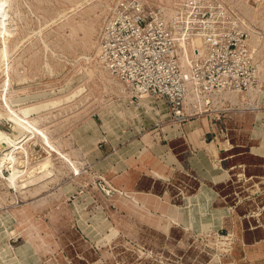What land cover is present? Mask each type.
Returning a JSON list of instances; mask_svg holds the SVG:
<instances>
[{"label": "rangeland", "instance_id": "rangeland-1", "mask_svg": "<svg viewBox=\"0 0 264 264\" xmlns=\"http://www.w3.org/2000/svg\"><path fill=\"white\" fill-rule=\"evenodd\" d=\"M117 1H5L0 129L12 131L6 88L35 97L20 107L64 100L44 126L80 174L54 156L51 177L23 190L0 179V264H264V0H203L247 34L257 82L248 93L200 96L182 124L162 99L145 106L101 68L98 38ZM139 1L171 16L183 0ZM34 141L28 136L27 155L14 154L19 170L47 157ZM204 147L213 163L198 176L186 162Z\"/></svg>", "mask_w": 264, "mask_h": 264}, {"label": "built area", "instance_id": "built-area-1", "mask_svg": "<svg viewBox=\"0 0 264 264\" xmlns=\"http://www.w3.org/2000/svg\"><path fill=\"white\" fill-rule=\"evenodd\" d=\"M229 24L220 4L203 0H183L171 16L139 0H118L98 38L97 58L136 99H162L171 121L182 124L200 96L248 93L257 82L247 34ZM197 37L201 47L190 48ZM191 97L197 101L189 106Z\"/></svg>", "mask_w": 264, "mask_h": 264}, {"label": "bare ground", "instance_id": "bare-ground-1", "mask_svg": "<svg viewBox=\"0 0 264 264\" xmlns=\"http://www.w3.org/2000/svg\"><path fill=\"white\" fill-rule=\"evenodd\" d=\"M5 1H0V26H1L0 35L2 33H4L2 35L3 36L2 38L4 39V42L6 43V40L9 39L8 38L9 34L7 33L8 28L6 29V26H4L7 24V22L5 24L3 21L7 15L5 12L6 8L3 9L4 5H5ZM6 33L8 35H5ZM14 34H15V32H14ZM200 40L201 39L198 37L193 38V40H192L193 45L198 46L199 42H201ZM180 46L183 49V51L187 50V44L185 42H182ZM199 47H200V44H199ZM97 54H98V52H97ZM0 56L2 58L6 56V47H4L0 50ZM99 62H97V63H99ZM100 65H101V68H103L108 74L113 76L102 64H100ZM93 66H94V64H93ZM97 70H99V69H97ZM8 72H10V71H7V73ZM113 77H115V76H113ZM107 81L111 84L113 83L114 85H116L118 87L120 86L122 91L126 95V97H130L129 95H127L128 93H126L125 88L122 85H120L119 82L116 83L115 80H111V79H108ZM8 85H9V83H8ZM111 89H112V86H111ZM8 91H9V89L6 88V92L4 94H2V97L4 100V105L7 109L5 112V115H7V117L12 121V124H11V130L12 131H11V133H9L6 131H2L0 129V146H3V145L6 146V148H3V153H1L2 155L0 156V179L1 178L6 179V181H8L10 186L15 188L16 191L23 190L24 188L29 187L30 185H33L36 182H41V181L51 177V174L53 171V166H54L52 157H54V156L58 157L61 161L64 162V164L69 166L70 169H72L74 172H78L77 174H80V169H79V166L77 164L78 162L74 160L73 156H71L68 152H64L54 142L53 138L50 135V131H49L48 127L46 125L44 126V122L48 118V116L46 115L47 113H45V112L50 110L51 107L63 106L62 102L64 100L54 99V100H49V101L40 102V103H36V104H34V103L33 104H26L24 107H20L22 105L23 101L29 100V99H32L35 97L34 96H26V97H14L13 96V97H11L10 95H8L9 94ZM106 91H108V90H106ZM128 91H129V89H128ZM79 92H80V90L76 91L75 93H72V95L66 97V99L74 100L78 96ZM45 94H47V93H45ZM132 95H133V93H132ZM147 99L146 98L140 99V102L146 106L148 104ZM0 102H1V100H0ZM61 112H60V114H61ZM30 135L35 137L36 141L41 142L43 147L46 149L47 157L42 159V160H39L37 162V164L33 165V167L31 169H29L28 171L19 170L17 167H15V163L17 160H16V155L14 156V154H16L20 151V152H24L27 155L26 147L28 146L27 141H28V136H30ZM36 141H34V142H36ZM23 161H22V163H23ZM5 167L9 168V170L11 171V174L9 177H5L3 172H2V170L5 169ZM25 176H26V178H22Z\"/></svg>", "mask_w": 264, "mask_h": 264}, {"label": "crops", "instance_id": "crops-1", "mask_svg": "<svg viewBox=\"0 0 264 264\" xmlns=\"http://www.w3.org/2000/svg\"><path fill=\"white\" fill-rule=\"evenodd\" d=\"M165 102V101H164ZM163 102V103H164ZM165 105L167 106V109H168V105H167V103L165 102ZM166 108V107H165ZM169 110V109H168ZM197 123V122H196ZM187 126V127H186ZM185 126V130L186 131H188V132H190V134H192V135H195V134H197V133H199L200 131H198V129L197 130H194L192 127H189L188 125H186ZM197 149V148H196ZM200 156H204V159H199V162L197 161V159H198V157H200ZM214 155H213V152L212 151H209V150H207V147H204V149L202 150L201 148H198L197 149V153H195L194 155H189V157H188V159H187V162H186V168L189 170V171H191V170H193V169H195V174H197L198 176L200 175H202V173H204V170H205V168L206 167H209L210 165V158L211 157H213ZM210 157V158H209ZM126 158H128V157H126ZM211 163H213V162H211ZM209 165V166H208ZM169 168H170V170L169 169H167V175L168 176H174L175 175V173H176V171H177V169H176V166H175V164L174 165H172L171 164V166H168ZM212 176V178H213V175H211ZM219 176L220 175H217V178H219ZM216 178V177H215ZM222 182H225L226 181V179L224 178V179H222L221 180ZM220 182V181H219ZM218 182V183H219ZM184 214H185V220L187 221V219H186V211H184Z\"/></svg>", "mask_w": 264, "mask_h": 264}]
</instances>
